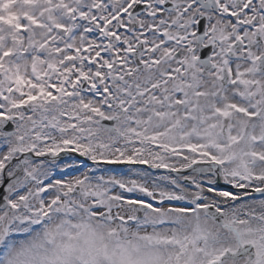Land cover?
Masks as SVG:
<instances>
[{"label": "snow or ice", "instance_id": "1", "mask_svg": "<svg viewBox=\"0 0 264 264\" xmlns=\"http://www.w3.org/2000/svg\"><path fill=\"white\" fill-rule=\"evenodd\" d=\"M0 264H264V0H0Z\"/></svg>", "mask_w": 264, "mask_h": 264}]
</instances>
